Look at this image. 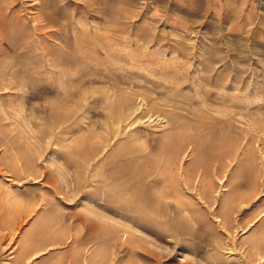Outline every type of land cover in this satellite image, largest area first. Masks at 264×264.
Instances as JSON below:
<instances>
[{"label":"rangeland","instance_id":"obj_1","mask_svg":"<svg viewBox=\"0 0 264 264\" xmlns=\"http://www.w3.org/2000/svg\"><path fill=\"white\" fill-rule=\"evenodd\" d=\"M0 264H264V0H0Z\"/></svg>","mask_w":264,"mask_h":264},{"label":"bare ground","instance_id":"obj_2","mask_svg":"<svg viewBox=\"0 0 264 264\" xmlns=\"http://www.w3.org/2000/svg\"><path fill=\"white\" fill-rule=\"evenodd\" d=\"M143 227V226H142ZM259 255V254H258Z\"/></svg>","mask_w":264,"mask_h":264}]
</instances>
